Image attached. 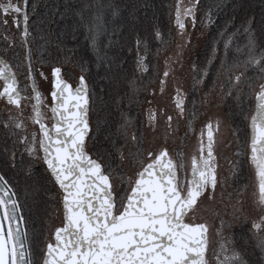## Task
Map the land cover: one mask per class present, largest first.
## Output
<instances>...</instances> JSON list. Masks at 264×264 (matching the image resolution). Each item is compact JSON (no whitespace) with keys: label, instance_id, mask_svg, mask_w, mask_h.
<instances>
[{"label":"snow or ice","instance_id":"obj_1","mask_svg":"<svg viewBox=\"0 0 264 264\" xmlns=\"http://www.w3.org/2000/svg\"><path fill=\"white\" fill-rule=\"evenodd\" d=\"M26 5L27 0H24V6L20 0L15 3L0 0V13L4 14L0 23L7 25L8 16H11L12 24H24L21 43L27 61V85L22 89L12 67L0 59V80L3 81L0 99L16 109L15 113L9 110L3 126L21 131L26 128L22 113L23 107L27 106L22 102L32 101L29 119L39 126V151L43 153V163L51 179L62 193V223L52 232L55 243L46 241L44 244L42 264H208L207 227L196 222L195 216L200 198L209 187L214 190L218 183L216 165L212 163L215 157L211 130L208 132L207 157L203 154L204 145L201 143L200 156L191 159V179L187 180L186 186L178 176L186 167L183 153L178 152L173 157L166 148L159 151L145 148L142 139H137L135 134L130 137L132 146L127 154L122 147L113 145L120 164L114 163L115 158L106 161L104 157H93L87 151L86 140L91 100L84 75L87 69L80 65L79 82L73 89L62 75V68L52 66V103L49 106L44 102L36 85L35 73L42 78L47 77L41 68H33L29 55ZM188 17L194 19L193 8L187 6L181 9L178 2L175 23L181 35L186 29L185 20ZM81 24L87 28L90 46L100 59L98 36L104 30L101 16L93 14L89 20L81 15ZM140 43L137 40L138 49ZM182 47L177 45L178 49ZM228 47L229 44L225 43V49ZM257 47L255 38L250 34L244 59L231 65L221 61L224 74L229 76L228 90L223 94L232 97L235 93L238 103L242 100L245 87L254 88L249 71L257 74L255 80L259 81L256 85L259 90L252 93L255 105L248 125V158L258 179L259 194L254 198L258 215L249 216L242 208L233 206L232 219L221 218L217 236L222 242L215 252L216 264H252L244 259L231 236H224L225 229L235 226L246 228L248 235H242L241 239L254 241L255 247L264 255V50L258 54ZM176 56L178 61L179 51ZM144 59L138 55L136 70L142 73L149 71ZM39 63H43L42 58ZM193 71L200 76L199 79L194 77L196 83L207 75V69L194 66ZM169 74L166 68L163 76L168 77ZM159 83L163 90L165 80L161 79ZM27 88L31 89L30 97L26 95ZM70 100L74 101L71 105ZM172 100L183 115L184 94L179 86ZM42 108H49L52 114L51 128L45 123ZM160 114L163 115V110ZM156 118V111L148 112L150 127H155ZM245 118L248 119L247 116ZM121 119L123 123L117 131L127 143L130 119L123 114ZM171 120L172 116L168 115L169 132ZM206 127L211 129L210 124ZM19 143L25 146L30 157L39 158L35 156V132L31 141L27 136H21ZM237 155L241 153L237 152ZM12 166L15 167V164ZM236 203L240 205L242 202L237 200ZM24 210L19 193L7 177L0 174V264H37L32 240L26 230Z\"/></svg>","mask_w":264,"mask_h":264},{"label":"trees","instance_id":"obj_2","mask_svg":"<svg viewBox=\"0 0 264 264\" xmlns=\"http://www.w3.org/2000/svg\"><path fill=\"white\" fill-rule=\"evenodd\" d=\"M20 3L22 5V0ZM195 4L194 27L205 37L192 66L207 69V75L196 83L195 79L200 76L192 68L190 85L185 92L186 129L192 130L199 118L203 98L219 89L223 114L235 140L231 187L241 192L252 177L248 125L255 105L252 93L259 90L256 87L259 81L255 80L257 74L249 71L254 88L245 87L238 103L235 93L232 97L223 94L228 90L229 76L224 74L221 61L231 65L244 59L250 34L256 40L258 54L264 50V0H197ZM175 8V0H27V40L33 68H41L46 74L52 66L61 67L62 75L69 83L78 80L80 65L87 69L84 75L91 97L87 147L92 156L104 157L106 161L115 158L114 163L120 164L116 148L122 147L124 151L133 134L142 139L145 95L157 86L158 56L173 42ZM93 14H99L104 25L98 36L100 59L90 46L87 28L81 24V15L90 20ZM3 15L0 13V17ZM11 21L8 16L7 25L0 23V59L12 67L18 86L24 89L27 67L25 48L21 43L22 23L16 26ZM137 40L141 42L139 49ZM225 43L229 44L228 49H225ZM138 55L145 58L148 72L136 70ZM41 58L42 64L39 63ZM39 77V73H35L36 82ZM26 95L31 96L30 88L26 89ZM9 110L10 107L0 99V174L7 177L19 193L21 204L25 205L26 230L32 240L34 259L41 264L42 249L49 241L55 212L61 204V193L42 161L39 133L35 144V156L39 158H34L19 143L21 136H27L31 141L34 133L25 120L24 131L3 126ZM122 114L130 119L127 143L117 131L123 123ZM242 235L247 237L248 231L240 226H235L230 234L244 259L252 264H264V255L255 247L254 241L242 240Z\"/></svg>","mask_w":264,"mask_h":264},{"label":"rangeland","instance_id":"obj_3","mask_svg":"<svg viewBox=\"0 0 264 264\" xmlns=\"http://www.w3.org/2000/svg\"><path fill=\"white\" fill-rule=\"evenodd\" d=\"M176 7L179 2L181 9L187 6H191L193 8V14L195 9V3L197 0H175ZM174 18H176V8L174 13ZM186 29L183 35L180 34L175 20H174V39L172 44L165 47L162 50V53L158 56V67H159V80L157 81V86L153 89L150 88L148 93L145 95V100L147 99V103L144 105V115H145V126L143 129V147L148 148L151 147L155 151H159L161 149L166 148L169 153L175 157L176 154L180 151L183 153V157L185 160V171L182 172V177L188 179L189 171L191 169L190 160L193 156H200V146L198 144V140L203 143L204 147H207L208 144V132L211 130L213 134V145L212 150L215 157V160L212 161L216 165V175L218 173L219 185L216 187V191L213 194L206 193L200 198L199 210L197 211L196 217L199 219L203 218V223L207 227V246H212L214 244L215 238L217 236V230L220 229V221L217 220V210L224 206H228V203L225 204V199L228 196L226 192V188L222 183L224 180L227 183V176L229 175L232 169V156L234 152L235 140L232 130L229 128V123L223 114V100L221 97V91L219 89H214L213 92L207 97L203 98L204 100L201 102L200 110H199V118L194 123V127L192 130L186 129V123L184 119H180L179 112L175 110L174 101L171 100L172 97L176 93L177 86L180 87L181 91L185 93L190 85L189 80L192 72V60L200 48L202 42L204 41L205 34L202 32L198 33L196 28L194 27V19L192 17H188L185 20ZM187 41V43H185ZM183 45L182 48L178 49L177 45ZM180 52V56L177 61V52ZM169 71V76L164 77L163 72L165 69ZM46 72L47 80L43 81L42 79H38L37 87L41 92L42 98L46 104L49 106L52 103V97L50 95L52 91L51 86V73ZM161 79L165 80V84L160 85L159 81ZM76 81H71V84H75ZM24 104L27 105L23 108L22 117L29 125V128L37 133V127L32 123L29 117L32 115V101L27 100L24 101ZM163 110V115L160 114V111ZM16 111V109H15ZM42 111L45 114V123L47 126L51 128V112L49 108H42ZM149 111H156L157 118L155 127H150L147 114ZM171 115L172 120L170 122L171 131L169 132V122L167 121V116ZM180 122L178 123V121ZM89 121V118H88ZM210 124L211 129L206 127V125ZM218 125V127H217ZM201 133L199 138L196 140L195 135ZM131 143L126 144L124 149V153L127 154L128 149L131 147ZM126 166V165H125ZM251 174H252V185L248 188L247 192L242 194L239 199H244V196L249 198V200H245L243 205L247 206L250 204L251 207L255 208L254 198L258 196L257 192V177L255 174L254 168L251 166ZM225 177V178H223ZM211 196V198H209ZM60 200V196H59ZM61 203V200H60ZM218 203L219 206H218ZM61 205V204H60ZM242 207V206H240ZM250 207V208H251ZM249 212L251 215L256 216L255 211ZM55 219L51 226L50 236L54 231L56 226L61 225L62 219L60 217V207L55 212ZM224 220H228V218H224ZM232 229V228H231ZM230 229V230H231ZM229 229H225L227 233L230 231ZM49 236V241L51 240ZM212 244V245H211ZM214 246V245H213Z\"/></svg>","mask_w":264,"mask_h":264},{"label":"flooded vegetation","instance_id":"obj_4","mask_svg":"<svg viewBox=\"0 0 264 264\" xmlns=\"http://www.w3.org/2000/svg\"><path fill=\"white\" fill-rule=\"evenodd\" d=\"M2 2H4V3H7L8 2V0H2ZM12 2H14V0H12ZM15 3V2H14ZM11 19H12V17L11 16H9ZM50 73H51V69H50V72H49V75H50ZM47 77V76H46ZM38 79H42L43 81H45V80H47V78L45 79V78H42V77H39ZM79 79V78H78ZM38 81V80H37ZM0 83H1V87H0V89H2V87H3V81L2 80H0ZM36 84H37V82H36ZM70 85L72 86V88L73 89H75V87L78 85V80L76 81V83L75 84H71L70 83ZM176 90V89H175ZM184 94V105H183V107L185 106V102H186V97H185V93H183ZM3 100V99H2ZM172 100V99H171ZM26 102H27V100H25ZM3 102L6 104V105H8L7 104V102H6V100H3ZM22 105H25L24 104V101L22 102ZM8 107H10V109H11V111H13V112H16L15 111V108L13 107V106H9L8 105ZM24 108V107H23ZM175 110L178 112V110L175 108ZM184 113V112H183ZM180 114V113H179ZM179 117H180V119L182 118V119H184V115H179ZM23 118V120H24V117H22ZM181 119V120H182ZM25 122H26V120H25ZM180 122V120L178 121V123ZM26 125H27V127L29 128V125H28V123L26 122ZM35 125V124H34ZM36 127H37V133H38V126L36 125ZM49 127V126H48ZM193 127H194V125H193ZM193 127H192V129H193ZM50 128V127H49ZM30 129H31V127H30ZM36 133V132H35ZM36 133V134H37ZM201 133H199V135H200ZM199 135H198V133L195 135V139L197 140L198 138H199ZM198 137V138H197ZM198 144H201V142H200V140H198ZM87 151L91 154V152L89 151V149H88V147H87ZM234 153V152H233ZM204 156L205 157H207V147H204ZM92 155V154H91ZM249 155H250V152H249ZM94 157V156H93ZM199 157V156H198ZM192 159V158H191ZM232 169H231V171H230V173H229V175L227 176L228 178V180H227V183H225L224 182V180H222V183H223V185L225 186V188H226V196H228L227 197V199H225L224 198V200L226 201L225 202V204H227L228 203V206H224V207H222V208H219V210H217L216 212H217V220L218 221H221V218H228V220H230V219H232V214H233V206H235V207H237V208H242V210H243V212L244 213H246V214H248V215H251V213H249V212H251L252 211V208L253 207H251V205L250 204H247V206H246V204H245V206L243 205V202L246 200H249V198H247L246 196H244V199H239V197H241L242 196V194H244V193H246L247 192V190H248V188H250V186L252 185V177H250V179H251V181H250V183L248 184V186H247V188H245L243 191H241V192H237V191H235V190H233L232 188L233 187H231V179H230V177H231V173H232V171H233V167L235 166V163H234V158H233V156H232ZM190 164H191V160H190ZM253 167V166H252ZM215 171H216V168H215ZM182 175V173H178V176L181 178V179H183L184 181H185V186H186V184H187V180H189V179H191V169H190V171H189V177H188V179H186L185 180V178L184 177H182L181 176ZM217 180H218V173H217ZM223 178H225V177H223ZM218 185H219V180H218V183H217V186L216 187H218ZM215 191H216V188L213 190L211 187H209L208 189H207V192H208V194H213V193H215ZM206 193V192H205ZM204 193V194H205ZM256 194L258 195L259 194V192H258V180H257V192H256ZM60 200H61V196H60ZM237 200H239V201H241L242 203L240 204V205H237ZM219 204L220 203H218V206H219ZM240 206H242V207H240ZM251 207V208H250ZM201 209V208H200ZM200 209H199V212H200ZM202 210V209H201ZM203 211V210H202ZM253 211H255V208H253ZM255 213L257 214V212L255 211ZM196 215H197V213H196ZM60 217H61V219L63 218V206H62V200H61V205H60ZM203 218H197L196 216H195V221L196 222H198V223H203ZM60 226V225H59ZM221 226H219V228H220ZM233 229H234V227L227 233V231H225L224 232V236L227 238V237H229L230 236V234L233 232ZM215 238V241H214V246L212 245V246H207V250H206V256H207V259H208V264H216V256H215V252L216 251H218V249H219V245H220V243L222 242L221 240H220V238L218 237V236H216V237H214ZM50 242H52V243H54L53 242V239L51 238V240H50Z\"/></svg>","mask_w":264,"mask_h":264},{"label":"water","instance_id":"obj_5","mask_svg":"<svg viewBox=\"0 0 264 264\" xmlns=\"http://www.w3.org/2000/svg\"><path fill=\"white\" fill-rule=\"evenodd\" d=\"M22 6H24V0H22ZM23 28H24V24L22 23V31H23ZM22 38V37H21ZM26 67H27V61H26ZM68 82V81H67ZM78 82H79V79H78ZM69 83V82H68ZM38 88V87H37ZM31 90V89H30ZM74 101H72V100H70L69 101V104L71 105L72 103H73ZM51 116H52V114H51ZM38 126V125H37ZM89 127H90V125H89ZM38 133H39V126H38ZM87 138H88V136L86 137V140H87ZM41 154H42V158H43V153L41 152ZM42 161H43V159H42ZM44 166H45V168H47V166L44 164ZM50 174V173H49ZM59 188V187H58ZM59 191H60V193H61V190L59 189ZM61 200H62V193H61ZM53 242L55 243V241H54V239H53ZM41 264H42V262H41Z\"/></svg>","mask_w":264,"mask_h":264},{"label":"crops","instance_id":"obj_6","mask_svg":"<svg viewBox=\"0 0 264 264\" xmlns=\"http://www.w3.org/2000/svg\"><path fill=\"white\" fill-rule=\"evenodd\" d=\"M6 227V226H5Z\"/></svg>","mask_w":264,"mask_h":264}]
</instances>
